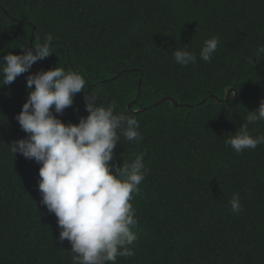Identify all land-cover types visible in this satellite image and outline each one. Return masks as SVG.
Instances as JSON below:
<instances>
[{
  "label": "trees",
  "instance_id": "16d2710c",
  "mask_svg": "<svg viewBox=\"0 0 264 264\" xmlns=\"http://www.w3.org/2000/svg\"><path fill=\"white\" fill-rule=\"evenodd\" d=\"M48 34L53 54L0 87V264H72L70 242L59 241L57 217L41 203L40 164L11 151L28 135L15 119L26 77L56 66L87 82L64 123L88 115L92 93L140 125L143 139L121 137L111 161L144 153L148 169L130 201L135 255L116 264H264V144L240 154L225 145L264 98V58L248 62L264 46V0H0V62ZM213 37L211 61L200 60ZM176 48L196 52L197 64H176ZM229 89L237 98L218 103ZM163 98L176 105H155ZM248 128L264 135V121Z\"/></svg>",
  "mask_w": 264,
  "mask_h": 264
},
{
  "label": "clouds",
  "instance_id": "9594fccd",
  "mask_svg": "<svg viewBox=\"0 0 264 264\" xmlns=\"http://www.w3.org/2000/svg\"><path fill=\"white\" fill-rule=\"evenodd\" d=\"M48 34L32 47H21L20 54L11 51L0 62V87L10 85L29 72L32 65L53 54ZM219 39L204 41L199 59L210 62ZM264 58V46H258L255 60ZM197 54L182 48L173 52V60L184 67L197 64ZM27 100L15 119L27 138L12 143V153L34 159L39 168L41 203L57 217L59 241L71 244L72 264H116L117 257L135 253L128 247L137 240L130 231L135 226L136 210L130 201L139 191L148 169L144 153L117 166L111 163L114 149L123 137L127 141L143 139L137 119L116 111V101L97 103L98 95H84L86 117L78 123H64L59 116L74 103V97L85 89L86 80L78 72L55 67L26 77ZM34 86V88H33ZM247 123L225 139L235 153L264 144V135L253 136L248 124L264 121V98L259 107L249 111ZM114 170V171H113ZM232 211L240 214L243 206L239 194L231 198Z\"/></svg>",
  "mask_w": 264,
  "mask_h": 264
},
{
  "label": "water",
  "instance_id": "95a60500",
  "mask_svg": "<svg viewBox=\"0 0 264 264\" xmlns=\"http://www.w3.org/2000/svg\"><path fill=\"white\" fill-rule=\"evenodd\" d=\"M138 93H139V91H138ZM231 94H233V99H236L237 98V95H236V93H235V90L234 89H229V90H227V92H226V94H225V98H224V100H218L217 99V102L218 103H220V102H226V101H228L229 100V98H230V95ZM211 98H214V99H216L214 96H210ZM166 100H168L167 98H163V99H161L160 101H158L157 103H155V105H158V104H160V103H162L163 101H166ZM168 101H170L172 104H173V106H175L176 104H175V102L173 101V100H171V99H169ZM205 101V99H203L201 102H200V104H202L203 102ZM130 104L127 106L128 107V109H130ZM137 113H139V111H136V112H133V114H137Z\"/></svg>",
  "mask_w": 264,
  "mask_h": 264
}]
</instances>
